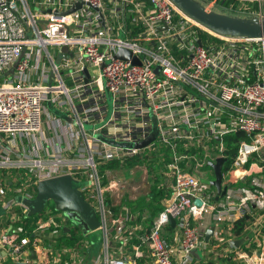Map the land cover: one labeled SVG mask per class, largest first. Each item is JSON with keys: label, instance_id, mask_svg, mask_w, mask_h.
<instances>
[{"label": "built area", "instance_id": "1", "mask_svg": "<svg viewBox=\"0 0 264 264\" xmlns=\"http://www.w3.org/2000/svg\"><path fill=\"white\" fill-rule=\"evenodd\" d=\"M199 1L220 11L218 0ZM256 2L251 15L264 17V0ZM196 28L203 29L170 0H0V210L29 216L23 199H34L40 180L87 178L91 186L78 189L95 210L100 240L93 256L81 234L58 245L60 229H82L45 203L29 233L0 227V264H190L217 256L264 264V38L203 29L217 40L202 43ZM119 48L137 62L115 58ZM47 101L66 113L60 130ZM151 113L159 134L139 146L151 135ZM96 131L135 145H108ZM236 132L243 138L230 162L225 137ZM219 157L226 189L216 200L209 162ZM130 158L137 160L130 167L98 174L100 165ZM135 172L143 184H170L147 227L123 205L124 174ZM242 216L247 237L236 247L231 228Z\"/></svg>", "mask_w": 264, "mask_h": 264}, {"label": "water", "instance_id": "2", "mask_svg": "<svg viewBox=\"0 0 264 264\" xmlns=\"http://www.w3.org/2000/svg\"><path fill=\"white\" fill-rule=\"evenodd\" d=\"M183 14L191 20L198 22V24L205 30L210 31L216 35H227L241 39H257L264 38V17L257 15L240 16L235 14H228L220 11L207 9L199 0H170ZM80 3L75 4V8L79 7ZM74 8L68 10L72 11ZM62 51H66L63 47ZM115 58L132 59L137 62V59L131 55V52L119 48L114 54ZM67 120L68 118H63ZM152 135H149L145 140L138 145L144 146L151 141ZM225 161L224 157L217 158L215 163L209 162L213 167L214 180L213 185L216 188L217 200L225 192L226 185L221 184V166ZM71 176L68 174L55 176L51 178L42 179L37 183L36 194L33 200L23 199L30 206V212L38 213L44 204L50 200L54 208L63 212L69 219H72L77 224L81 225L83 232L96 229L98 226V219L93 207L84 199V196L78 188H72L70 185ZM18 196V200H20ZM199 203L198 200H196ZM174 219L169 218V224L174 226ZM68 229L64 227L63 230ZM211 226L204 234V241L208 242L212 235ZM244 241L243 237L236 238L232 242L238 247ZM193 257L198 258V252L193 250L191 252ZM33 257V253L31 252Z\"/></svg>", "mask_w": 264, "mask_h": 264}, {"label": "trees", "instance_id": "3", "mask_svg": "<svg viewBox=\"0 0 264 264\" xmlns=\"http://www.w3.org/2000/svg\"><path fill=\"white\" fill-rule=\"evenodd\" d=\"M149 3V2H148ZM221 3V0H218L220 11L228 14H235L240 16H246L247 14H252L257 10V2L254 1H248L246 4L239 0H224ZM246 5H250L249 8H245ZM264 9V6L263 8ZM243 13V14H242ZM249 16V15H247ZM198 37L200 38V41L202 43H206L207 41H210L212 39L217 40L214 36L209 34L207 31L196 28ZM239 138H243L242 133L236 132L233 134H229L225 137L226 142V149L224 150V153H228L230 155V162L232 155L235 153V141H237ZM136 160V158H130L127 160V164L123 165L119 162H108L106 164L100 165L98 168V174L102 175L104 173L105 169L115 170L119 166L121 168L130 167ZM15 172V170L12 171V173ZM3 175L0 174V177ZM155 182H158L156 179ZM22 182V179L17 178L16 184L12 182V184H7L8 186L12 187L14 185H19V183ZM105 177H102V183H105ZM104 185V184H103ZM158 184L153 183L150 187V193L147 199H145V195L141 196L140 198L136 199L135 201H129L126 197L123 199V205L128 207V209L131 212H138V219L141 218L140 211L142 212L144 209L149 213L151 216L157 213L161 209V200L162 198L168 193L170 190L169 188L165 189V187H162L163 184L160 185V187H157ZM164 186V185H163ZM53 212H57L56 209L51 208ZM116 208H114V211ZM12 213H6L3 210H0V227L6 228L8 231H13L17 227H21L22 229L19 231L20 235H25L28 232L29 228V222L30 220H35L39 217L37 213H32L29 216H24L20 214L19 209L15 208ZM13 216V219H10V216ZM248 223V219L245 216H242L238 219H236L232 224V236L233 237H246L245 232V226ZM171 225L166 226V231L172 232ZM82 233H84L82 230H80ZM76 226H74L71 230L64 231L63 229L59 230V235L57 237L58 245H71L74 244L79 236L77 232H80ZM85 234V233H84ZM241 247V246H240ZM190 264H233L229 257L225 256H217L212 257L210 259L204 260H197L192 261Z\"/></svg>", "mask_w": 264, "mask_h": 264}, {"label": "rangeland", "instance_id": "4", "mask_svg": "<svg viewBox=\"0 0 264 264\" xmlns=\"http://www.w3.org/2000/svg\"><path fill=\"white\" fill-rule=\"evenodd\" d=\"M250 5H246V8H249ZM264 11V9H263ZM243 14V13H242ZM245 15H251V14H247L245 13ZM8 73L12 74L13 70H9ZM4 76V75H3ZM2 75H0V79L1 77H3ZM47 109L54 114L56 117L58 118H65L66 117V113L64 110H61L59 108H56L50 101H47ZM65 120V119H64ZM101 124V123H100ZM100 124H97L95 127L99 126ZM87 129H91L92 127H90L89 125H86ZM150 134L153 136V138H157L159 132H158V122L157 119L155 117V115L153 113H151V131ZM95 136V138L103 141L104 143L111 145V146H115V147H119V148H129V147H133L135 144L132 142H128V141H121V140H115L107 135L102 134L100 131H96L93 134ZM137 173L135 172L134 174H132V176L136 177ZM124 177L129 178V175L124 174ZM14 182L17 181V179H13ZM91 182L87 179V178H82L80 177L79 179H71L70 185L72 188H81L84 186H91L90 184ZM46 207H51L53 209L54 205L53 203L48 200L46 202ZM72 223H74V221L72 219H70ZM72 223H68L70 226H72ZM87 237L91 240V246L93 248V250L95 251L93 255H95L96 251L99 249L100 246V240H99V232L97 229H92L89 231V234L87 235Z\"/></svg>", "mask_w": 264, "mask_h": 264}, {"label": "crops", "instance_id": "5", "mask_svg": "<svg viewBox=\"0 0 264 264\" xmlns=\"http://www.w3.org/2000/svg\"><path fill=\"white\" fill-rule=\"evenodd\" d=\"M55 123L58 125V130H60L62 128V124L65 123V120L59 118L58 120H56ZM127 179H128L127 180L128 184H126V190H125L124 193L127 195V198H128L129 201H135L136 199L140 198L143 195H145V199H147L148 198L147 195H149V193H150V187H151V185L153 183L158 184V182H159V179H156L158 182H155L154 181L155 179H154L153 181L150 180V184H143V182H141V179H138L136 177H132V178L129 177ZM161 184L164 185V186L162 185V187H165V189H167V188L170 189V184H164V182H160L157 185V187H160ZM133 188H135L134 191H132ZM128 193H129V195H128ZM129 196H133V197L132 198H129ZM127 209H128V207H127ZM132 213H135L136 214V222H137V224L139 226H142V227H147L148 226V224L150 223V220H151V215L149 213H147V211L145 209L142 212L140 211V214H141V218L140 219H138V212H132ZM69 229L70 228H68V229H66L64 231H68ZM89 231L90 230L84 232V233H87V234L80 233V232H77V234H78V236H79V234L83 235L91 243V240L87 237V235L89 234ZM244 242H246L245 239L240 244L241 247H243ZM4 260H5L4 263H8V260H6V259H4Z\"/></svg>", "mask_w": 264, "mask_h": 264}, {"label": "flooded vegetation", "instance_id": "6", "mask_svg": "<svg viewBox=\"0 0 264 264\" xmlns=\"http://www.w3.org/2000/svg\"><path fill=\"white\" fill-rule=\"evenodd\" d=\"M63 213V212H62ZM78 227L81 229V225L80 224H78Z\"/></svg>", "mask_w": 264, "mask_h": 264}, {"label": "bare ground", "instance_id": "7", "mask_svg": "<svg viewBox=\"0 0 264 264\" xmlns=\"http://www.w3.org/2000/svg\"><path fill=\"white\" fill-rule=\"evenodd\" d=\"M196 22V21H195ZM198 24V22H196Z\"/></svg>", "mask_w": 264, "mask_h": 264}]
</instances>
